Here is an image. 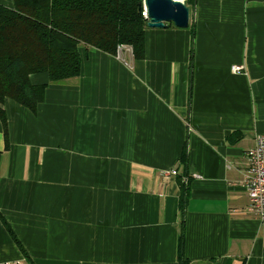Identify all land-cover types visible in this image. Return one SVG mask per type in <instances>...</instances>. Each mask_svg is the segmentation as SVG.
Here are the masks:
<instances>
[{
    "label": "crops",
    "instance_id": "0c3cea01",
    "mask_svg": "<svg viewBox=\"0 0 264 264\" xmlns=\"http://www.w3.org/2000/svg\"><path fill=\"white\" fill-rule=\"evenodd\" d=\"M187 6V28L146 26L141 59L81 46L78 76H30L34 112L4 99L0 264H29L1 218L33 264H179L183 177L188 264H264L242 185L264 134V0Z\"/></svg>",
    "mask_w": 264,
    "mask_h": 264
},
{
    "label": "trees",
    "instance_id": "16d2710c",
    "mask_svg": "<svg viewBox=\"0 0 264 264\" xmlns=\"http://www.w3.org/2000/svg\"><path fill=\"white\" fill-rule=\"evenodd\" d=\"M0 4V121L7 142L3 101L9 98L32 112L43 102L46 84H32L30 76L46 74L48 82L78 76L79 47L115 55L118 44L131 46L133 58L144 53L146 19L138 12L143 0H12ZM195 0H185L193 6ZM186 166L187 152L180 158ZM184 181V180H183ZM179 180V264H188L182 252L184 209L188 185ZM11 239L29 264L31 259L15 233L1 218Z\"/></svg>",
    "mask_w": 264,
    "mask_h": 264
},
{
    "label": "built area",
    "instance_id": "2783aa9c",
    "mask_svg": "<svg viewBox=\"0 0 264 264\" xmlns=\"http://www.w3.org/2000/svg\"><path fill=\"white\" fill-rule=\"evenodd\" d=\"M144 19H148L146 9L143 7L140 12ZM132 56V48L127 44H118L115 50V56L117 59L125 63V55ZM126 64V63H125ZM241 66L233 65L231 70L238 72L241 70ZM247 166L245 169L242 185L246 189L249 205L248 211L252 213L259 221L263 233H264V134L255 136L254 145L245 152ZM172 175H176L177 172L172 170ZM184 181H187L186 177H183ZM2 264H21L20 262Z\"/></svg>",
    "mask_w": 264,
    "mask_h": 264
},
{
    "label": "water",
    "instance_id": "95a60500",
    "mask_svg": "<svg viewBox=\"0 0 264 264\" xmlns=\"http://www.w3.org/2000/svg\"><path fill=\"white\" fill-rule=\"evenodd\" d=\"M137 7L138 12L145 7L147 27L163 28L169 23L177 28L189 25V7L183 0H143Z\"/></svg>",
    "mask_w": 264,
    "mask_h": 264
},
{
    "label": "rangeland",
    "instance_id": "374dc122",
    "mask_svg": "<svg viewBox=\"0 0 264 264\" xmlns=\"http://www.w3.org/2000/svg\"><path fill=\"white\" fill-rule=\"evenodd\" d=\"M13 2V1H12ZM13 6V4L11 5V7ZM169 24H171V23H169ZM129 58L128 57H126V59H125V62L127 63V64H129L128 62H127V60H128Z\"/></svg>",
    "mask_w": 264,
    "mask_h": 264
}]
</instances>
